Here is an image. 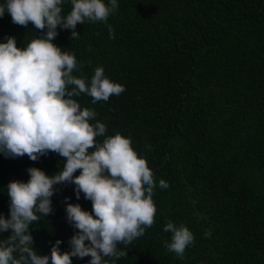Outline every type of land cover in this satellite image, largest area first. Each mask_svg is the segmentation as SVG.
I'll use <instances>...</instances> for the list:
<instances>
[{"label": "trees", "instance_id": "trees-1", "mask_svg": "<svg viewBox=\"0 0 264 264\" xmlns=\"http://www.w3.org/2000/svg\"><path fill=\"white\" fill-rule=\"evenodd\" d=\"M117 4L106 23L77 24L78 39L58 26L52 41L75 55L74 76L90 85L95 69L103 67L106 77L125 86L106 102L93 104L85 93L73 99L81 109L95 110L91 123L106 125L97 143L116 133L130 138L157 185L153 226L132 243L117 245L126 257L103 259L107 264H264V0ZM61 7L66 16L71 0ZM44 35L46 29L31 23L27 28L12 23L7 11L0 17V42L13 36L25 48ZM63 165L64 158L52 152L36 161L0 153V215H10V181L27 182L30 167L51 176ZM161 179L167 189L159 187ZM54 188L52 213L30 225L32 247L40 255L50 256L57 239L62 252L70 251L77 230L67 221V203L92 210L83 193L76 198L74 184ZM169 221L194 235L183 259L165 247L172 235L163 231ZM208 230L210 238L204 236ZM10 234L0 233V242ZM90 259L72 257V264Z\"/></svg>", "mask_w": 264, "mask_h": 264}, {"label": "clouds", "instance_id": "clouds-1", "mask_svg": "<svg viewBox=\"0 0 264 264\" xmlns=\"http://www.w3.org/2000/svg\"><path fill=\"white\" fill-rule=\"evenodd\" d=\"M63 2L6 0L0 5V17L7 11L16 25L27 28L31 23L36 30L46 29V35L31 40L25 48L18 47L13 36L0 42V153L11 158L27 155L32 161L49 152L64 158L63 168L54 175L30 167L27 182L12 180L7 185L10 215H0V233L11 230V234L0 242V264H72V257L87 256L91 257L88 264H107L104 257L127 256L117 249L118 244L132 243L155 223L157 185L147 160L120 133L97 143L106 125L91 123L95 110L81 109L73 99L85 93L93 104L106 102L122 94L125 86L106 77L103 67L95 69L90 85L74 76L78 69L75 55L52 42L58 26L70 29L76 40L80 35L77 24L106 23L118 7L117 0H71L66 16L62 15ZM109 38H115L111 26ZM57 184H74L76 198L83 193L92 202V210L67 203V221L77 230L69 240L70 251L62 252V241L57 239L50 256L40 255L32 247L30 225L52 213L51 197ZM159 187L167 189L169 184L161 179ZM163 231L172 234L165 247L183 259L186 248L195 242L193 233L171 221ZM204 236L210 238L211 231Z\"/></svg>", "mask_w": 264, "mask_h": 264}]
</instances>
